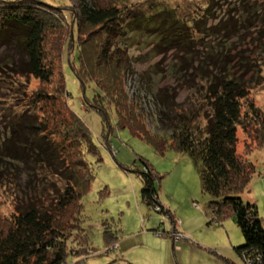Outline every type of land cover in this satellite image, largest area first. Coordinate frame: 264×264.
I'll use <instances>...</instances> for the list:
<instances>
[{"label": "trees", "instance_id": "1", "mask_svg": "<svg viewBox=\"0 0 264 264\" xmlns=\"http://www.w3.org/2000/svg\"><path fill=\"white\" fill-rule=\"evenodd\" d=\"M77 2V26L82 43L76 63L71 60L69 64L79 62L82 67L88 59L101 77L100 82L94 83L99 94L94 95L87 107L107 117V107L113 106L118 115V129L128 128L160 154L171 147L188 155L197 167L203 194L211 197L209 211L218 219L231 213L243 233L245 244L235 248L243 263L264 264L263 222L257 206L241 198L256 168L252 161L237 152L239 128L246 134L248 150L264 148V109L250 101L244 106L250 88L244 80L243 62H236L240 75L233 71L236 64L219 74L211 66V71L204 73L209 81L204 98L194 108L175 105L176 94L169 90L168 95H159L161 108H164L160 122L170 132L168 140L149 133L126 89L127 75L132 67L127 41L133 24L140 23L146 31H156L161 38L158 46L167 44L182 58L198 55L201 48L206 47L208 51L199 56L201 67L202 61L207 64L216 58L217 48L206 44V40H215L220 35L224 37L219 40L222 43L235 40L240 30L264 17L260 14L262 9L256 8L258 3L233 0L236 3L232 4L225 0L223 8L219 9L218 1L212 0L202 17L185 21L175 9L162 10L154 13L156 16L141 19L142 12L100 0ZM213 8L216 12L219 9L222 18L209 27L207 20L211 13L214 14ZM230 10L232 13H227ZM65 27L62 7L43 0H0L2 80L4 77L27 80L33 77L42 85L53 84L58 70L50 59L48 46H53L56 35L65 37ZM192 28H198L200 35ZM95 71H74L84 89L94 82L90 72ZM57 75L60 83L54 94L45 88L34 92L27 97L30 111L26 109L25 116L11 118V125H23L25 117L31 124L18 127L0 139V179L5 178L8 185L18 189L15 212L10 218L0 219V264H64L72 236L83 231L82 201L94 181L87 157H97L98 162L102 159L90 129L69 106L63 71ZM30 164L43 168L47 174L52 173L48 184L47 178L35 183L36 174L28 172ZM140 176L144 185L143 199L154 208L160 206V211L164 212L156 189L159 178L146 163ZM104 237L107 248L117 244L111 239L109 230L104 231Z\"/></svg>", "mask_w": 264, "mask_h": 264}, {"label": "rangeland", "instance_id": "2", "mask_svg": "<svg viewBox=\"0 0 264 264\" xmlns=\"http://www.w3.org/2000/svg\"><path fill=\"white\" fill-rule=\"evenodd\" d=\"M43 1L65 10V37L56 35L53 46H48L51 49L50 59L58 71L51 85H42L33 77L28 80L22 77H4L2 80L0 77V90L3 92H0V103H3L0 105V139H4L14 129L16 131L18 127L31 124L30 119L25 117L23 125H11V118L14 115L25 116L26 109L30 111L27 108V97L34 92L45 88L54 94L60 83L57 74L63 71L69 106L90 129L102 159L98 162L97 157H87L94 181L82 201L80 219L83 231L72 236L68 244L69 255L64 264H244L235 250L245 244L243 233L231 213L218 219L209 211L211 197L202 192L195 162L188 155L171 147L164 154H160L128 128L118 129V115L113 106L107 107V117H103L92 107H87L94 95L99 94V88L94 83L100 82L101 77L88 59L82 67L79 62L77 65L69 64L71 60L76 63L82 43L77 26L78 2ZM100 1L142 12L139 15L141 19L156 16L154 13L162 10L175 9L185 21L196 16L202 17L212 3V0ZM217 1L221 6L219 9H222L225 0ZM227 1L231 3L233 0ZM252 2L258 3L256 8L262 9L260 14L264 15V0ZM219 9L217 12L212 9L214 14L211 13V18L207 20L209 27L220 22L222 17ZM248 28L240 30L239 36L227 43L219 41L224 38L222 35L215 40L208 38L205 43L217 48L216 58L207 64L202 61L200 67L199 56L203 55L201 52L208 51L206 47L201 48L198 55L196 53L195 56L182 58L171 46H158L161 38L156 35V31H146L140 23L130 27L127 46L132 67L127 75L126 89L138 117L150 134L169 139L170 132L160 122L164 108H161L159 95L164 97L169 90L176 94L175 105L183 109L199 106L209 85L204 73L211 71V66L219 74L236 62H243L244 72H241L250 88L248 102H244V106L250 101L259 109H264V17L249 24ZM192 30L200 35L198 28ZM175 63L177 64L174 67ZM91 69L95 71L90 72L94 82L86 85L84 89L75 72ZM233 71L240 75L237 64ZM246 142V134L239 128L237 152L242 158L252 161L256 168V174L241 198L245 203L257 206L264 225V148L248 150ZM145 163L159 178L156 189L164 212L160 211V206L156 205L154 208L153 204H148L143 199L144 185L140 172L144 170ZM28 172L36 174L35 183L36 180L47 178L48 184L52 175L31 164ZM60 180L58 177V183ZM7 182L9 181L5 178L0 179V219L10 218L15 212L18 189ZM105 230L111 232V239L116 241L119 248H107ZM172 230L178 231L184 240L175 241Z\"/></svg>", "mask_w": 264, "mask_h": 264}, {"label": "built area", "instance_id": "3", "mask_svg": "<svg viewBox=\"0 0 264 264\" xmlns=\"http://www.w3.org/2000/svg\"><path fill=\"white\" fill-rule=\"evenodd\" d=\"M172 234H173V238L175 239V241L184 240L183 236L178 231L172 230ZM115 246L118 248L117 245H115ZM246 263L250 264L249 261H247Z\"/></svg>", "mask_w": 264, "mask_h": 264}, {"label": "crops", "instance_id": "4", "mask_svg": "<svg viewBox=\"0 0 264 264\" xmlns=\"http://www.w3.org/2000/svg\"><path fill=\"white\" fill-rule=\"evenodd\" d=\"M117 245V244H116ZM119 248V247H118Z\"/></svg>", "mask_w": 264, "mask_h": 264}]
</instances>
